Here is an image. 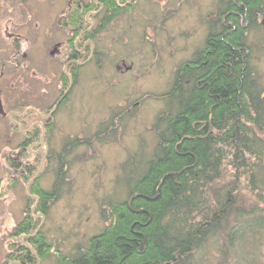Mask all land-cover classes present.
I'll list each match as a JSON object with an SVG mask.
<instances>
[{
    "label": "trees",
    "instance_id": "1",
    "mask_svg": "<svg viewBox=\"0 0 264 264\" xmlns=\"http://www.w3.org/2000/svg\"><path fill=\"white\" fill-rule=\"evenodd\" d=\"M221 1L202 49L155 96L164 107L150 160L121 179L123 197L103 203L102 229L71 253L58 251L57 264H264V75L257 67L264 34L257 40L255 16L261 6ZM67 70L77 75V68ZM77 139L54 156L59 167L50 190L37 178L31 183L43 215L65 178L62 154ZM38 163L26 166L29 179ZM39 223L27 216L14 226L22 236L11 254L16 264H37L50 251Z\"/></svg>",
    "mask_w": 264,
    "mask_h": 264
},
{
    "label": "rangeland",
    "instance_id": "2",
    "mask_svg": "<svg viewBox=\"0 0 264 264\" xmlns=\"http://www.w3.org/2000/svg\"><path fill=\"white\" fill-rule=\"evenodd\" d=\"M51 1L0 0L2 97L17 108L31 104L39 111L53 112L49 137L47 132L44 136L49 157L41 163L40 152L37 158L36 185L50 190L59 167L54 156L74 138L80 144L69 155L62 154L65 178L44 215L34 209L38 196L30 179L16 178L9 186L1 160L0 264L6 235L17 241L19 236L12 237L13 228L27 216L40 222L38 229L51 245L44 259L36 257L37 264H57L58 251L71 253L74 246L85 244L102 229L106 218L101 210L107 207L103 203L109 197H123L126 189L121 179L129 169L139 172L153 155L157 141L153 125L164 107L155 96L168 89L178 66L202 49L223 6L220 0H137L127 14L118 16L112 27L106 26L109 29L94 38L92 51L98 56L82 65L72 83L70 71L64 67L68 36L56 22L66 12L69 0H53L54 5ZM14 16L22 22L20 50L25 57L14 56L17 44L6 36L7 30H12L10 19ZM261 35L259 32L257 40ZM262 46L257 67L264 75ZM62 91L68 96L57 108L55 102ZM8 128V120L2 118L0 153L16 149L22 138L15 131V136L7 140L4 136ZM25 154L23 161L32 162V154Z\"/></svg>",
    "mask_w": 264,
    "mask_h": 264
},
{
    "label": "flooded vegetation",
    "instance_id": "3",
    "mask_svg": "<svg viewBox=\"0 0 264 264\" xmlns=\"http://www.w3.org/2000/svg\"><path fill=\"white\" fill-rule=\"evenodd\" d=\"M111 2L115 4L113 7L110 6ZM135 2H137V0H69V5L66 9V12L62 15H59L56 19L57 24L61 25V28L66 31V35L68 36L65 38L67 52L65 55L66 61L64 63V67H75L79 70L83 64L90 60V58L94 60V56L97 55H95L92 51L93 47L95 46L94 38L101 34V32L107 31V29L109 28H105L106 26L109 25L112 27L114 25L113 20L118 16L120 17L122 14H127L130 11L132 4ZM50 3L54 5L53 0ZM258 5L261 7L260 10L255 13V16L256 20L260 23L261 26L258 34L260 32L263 35L264 0H259ZM115 8L117 9V12H115ZM218 17L219 15L217 16V18ZM104 18H107L108 21L105 22ZM242 19L244 20L245 17H243ZM10 20L12 30H7L6 36L7 38L14 39V43L17 44V50H15L16 53L14 56L17 57L18 55H21V57H25V53L20 50L22 38L20 37L19 29L22 28V22L16 16L12 17ZM86 25L88 26L86 27ZM6 28L8 27L6 26ZM59 43L60 42L57 43V48ZM263 44L264 40L260 44L261 47ZM89 50L90 54L88 55ZM54 51L55 49L52 50V52ZM58 52H60V50H58ZM3 74L4 71H0V78L3 76ZM19 78L21 79V77ZM68 78L72 83L74 82V77L72 76V74H70ZM2 88L3 87H0V120L6 117L9 123V130L5 133L6 135H2H5L4 137L7 140H10V137L15 136V131H17L19 136H22L21 141L16 146V149L11 150L10 152L0 153V184L3 181L2 172H4L3 167L5 166V173H7L6 184H9L10 186V182L15 184V180H17L16 178L20 180L27 178L28 175L26 174V166L28 168H32L33 159L35 157V159L37 160L40 152L43 153L40 162L43 163L42 161H48L49 143L44 136L46 133V127L48 124H50L48 120L52 118L53 112L50 109H47L48 111H39V109L35 108L31 104L30 106H23L22 104L19 105L18 108L16 106H12V102H9V104H7V98H4V95L2 97ZM64 92L66 91H62L61 95L55 102L57 108L58 105L62 103L68 96L66 95L67 93L65 94ZM8 105L10 106L9 109L7 108ZM30 147L32 148V151H26L30 149ZM27 152H30V154H32L30 155V157L33 158L32 162H29L28 160L23 161V157H25V153ZM2 159L4 161V166H2ZM36 177L37 175L35 174L33 178L30 179L29 184L33 183ZM1 193L2 190L0 191V194ZM37 201L35 203L34 209L37 205ZM37 212L39 213V211ZM15 236L16 235L12 236L13 239H15ZM19 239H22L21 235L19 236ZM5 240L7 242V245L4 249L5 256L1 261L2 264L18 263L17 261L11 259L12 251L15 252L20 249V245L15 244L18 240L15 242L13 240H9L8 234L6 235ZM12 245H14V247ZM11 246L13 248H11Z\"/></svg>",
    "mask_w": 264,
    "mask_h": 264
}]
</instances>
